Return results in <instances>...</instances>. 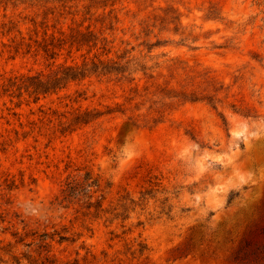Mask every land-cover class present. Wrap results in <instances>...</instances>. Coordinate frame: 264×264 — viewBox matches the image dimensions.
Here are the masks:
<instances>
[{
	"label": "rangeland",
	"instance_id": "1",
	"mask_svg": "<svg viewBox=\"0 0 264 264\" xmlns=\"http://www.w3.org/2000/svg\"><path fill=\"white\" fill-rule=\"evenodd\" d=\"M22 1L0 0V83L53 69L15 46L54 5ZM80 10L57 7L48 25L76 26ZM94 28L148 74L89 77L38 103L0 95V264H240L241 241L263 237L248 231L264 201V0H118ZM67 51L57 63L86 53ZM80 107L114 112L61 133ZM89 177L98 217L61 203L68 179Z\"/></svg>",
	"mask_w": 264,
	"mask_h": 264
},
{
	"label": "trees",
	"instance_id": "2",
	"mask_svg": "<svg viewBox=\"0 0 264 264\" xmlns=\"http://www.w3.org/2000/svg\"><path fill=\"white\" fill-rule=\"evenodd\" d=\"M28 1L33 2L34 0H24L22 4H26ZM38 2L37 5L42 7L48 4L54 6L46 8L44 11L43 21L38 26L35 19H31L30 23L33 29L29 30L33 33L26 42V37L21 29L18 30L20 34V41L16 44V52H19L24 46L27 49V53L34 51L36 54L42 52L45 58L52 60L50 66L53 67L52 71L48 74L38 73L36 75L23 74L10 77L7 81L0 83V95H8L11 98L21 99L24 95L29 98L33 97V102L38 103L43 96L44 98L48 95L57 94L58 92L65 89L70 83L76 81H82L89 77L106 78L109 80L117 81H128L136 82L137 85L141 81L140 74L147 76L149 68L142 65H137L133 62V59L126 58L123 55L111 56L112 48L108 47V43L105 37L101 38L95 32V26L101 23L103 26L105 20L113 14L115 6L118 4V0H102L95 5H84V0H35ZM74 2L75 5L68 7V3ZM56 4V6H55ZM35 5V4H33ZM80 6L85 10L83 21L74 26L75 21L67 26V28L56 27V23L49 26L48 17L53 16L56 12L57 7L59 8L60 18L67 19L69 15L75 17L80 13ZM75 7L74 12L68 11L65 14L66 9ZM109 9V11H107ZM92 10H94L92 12ZM117 18V17H116ZM74 19V18H73ZM88 22L87 25L85 23ZM94 22V23H93ZM66 22H64L65 24ZM42 29V31L39 30ZM111 28V27H110ZM29 29V28H28ZM11 33V30H8ZM15 42V40H13ZM86 49V53L81 54L82 61L75 62L73 60L70 64L67 60L63 63H57V59L62 55V51L68 50V54H72L73 50L80 52ZM176 97V96H174ZM183 97V101H198L194 96ZM42 108V107H41ZM42 112V111H41ZM112 108L107 107L105 112H101L97 109L85 108L81 110V107L77 109L75 116L71 119L67 126L62 127L61 133H66L68 130L73 131L71 128L78 125H87L95 119L100 118L102 115L113 113ZM134 127L139 128L136 122H133ZM91 177L84 181L68 179L61 190L62 200L61 203L72 204L74 201L84 204V208L91 213L94 209V215L99 216L100 212H103V204L101 201H94V193L92 188L96 186L95 180L89 182ZM147 194V193H146ZM233 195L229 198L230 202ZM134 203V201H131ZM258 215L257 220H253L249 227V235L254 233L262 234V242L255 250H250L252 242L249 238H244L239 248L231 253L233 260L240 264H259L264 262V229L258 228L259 222L264 220V201L260 206L255 209L254 215ZM261 230V232H259ZM47 236L46 234L41 237ZM61 240H64V236H61ZM23 240V239H22ZM21 240V241H22ZM145 249L142 246L141 251ZM0 262L5 263L3 260ZM12 264H55L50 257L44 258H26L14 257Z\"/></svg>",
	"mask_w": 264,
	"mask_h": 264
}]
</instances>
